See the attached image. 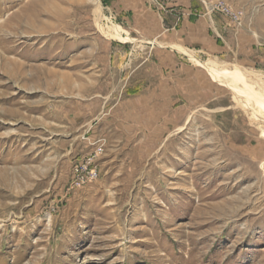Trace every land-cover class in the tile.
Masks as SVG:
<instances>
[{"label":"rangeland","instance_id":"1","mask_svg":"<svg viewBox=\"0 0 264 264\" xmlns=\"http://www.w3.org/2000/svg\"><path fill=\"white\" fill-rule=\"evenodd\" d=\"M178 48L264 87V0H0V264H264V111Z\"/></svg>","mask_w":264,"mask_h":264},{"label":"bare ground","instance_id":"2","mask_svg":"<svg viewBox=\"0 0 264 264\" xmlns=\"http://www.w3.org/2000/svg\"><path fill=\"white\" fill-rule=\"evenodd\" d=\"M111 31L112 32L106 31V33H108V35L112 37L118 38L123 41H134L133 37H131L128 34V32L124 29V27L118 24H114ZM178 49L188 54L190 58L194 60L196 63L206 67L208 69V72L212 75V77L216 81L228 86L234 92L235 99L239 103L238 105L241 104L243 108L245 107L246 109H248L251 112L250 114L253 115L254 118L258 120L263 118L262 111H261V110L264 111V87L263 85L259 86V88L257 89L252 83H250L247 80L246 74L240 69L238 68H235L232 70L222 69L214 64L200 61L198 58L192 55L193 53L190 54L191 53L190 51H189L190 53H188L184 49H181V48H178ZM253 78H256V75ZM258 108H261V110H258Z\"/></svg>","mask_w":264,"mask_h":264},{"label":"built area","instance_id":"3","mask_svg":"<svg viewBox=\"0 0 264 264\" xmlns=\"http://www.w3.org/2000/svg\"><path fill=\"white\" fill-rule=\"evenodd\" d=\"M208 8L211 12H215V11H218V12H222L226 15H229L232 17V19L236 20V21H239L240 19V15L238 12L234 11L230 6H228L227 4L225 3H222V2H216V3H213V2H210L208 3ZM89 177L90 179H95L97 177V173L95 172V170H90L89 171Z\"/></svg>","mask_w":264,"mask_h":264},{"label":"crops","instance_id":"4","mask_svg":"<svg viewBox=\"0 0 264 264\" xmlns=\"http://www.w3.org/2000/svg\"><path fill=\"white\" fill-rule=\"evenodd\" d=\"M189 23H191V22L184 21V22H182V24L180 26H178V27L176 26V28H174L176 33L178 32L179 33L178 35H180L181 37L186 36V38H188L189 36H191L193 33L192 32L193 29L191 27H189ZM171 29L173 30V27ZM179 38L180 37H178V36H176V37L174 36V38H172V41L178 43Z\"/></svg>","mask_w":264,"mask_h":264}]
</instances>
